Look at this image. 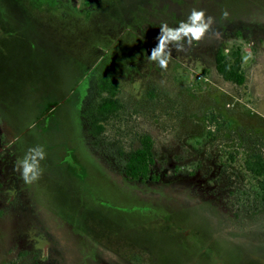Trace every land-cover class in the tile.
Listing matches in <instances>:
<instances>
[{"label":"rangeland","instance_id":"rangeland-1","mask_svg":"<svg viewBox=\"0 0 264 264\" xmlns=\"http://www.w3.org/2000/svg\"><path fill=\"white\" fill-rule=\"evenodd\" d=\"M193 8L215 23L161 69L148 60L159 27ZM239 43L242 85L215 68L218 47ZM103 74L123 107L95 138L82 113ZM140 133L157 179L124 173L118 149ZM36 146L43 171L27 184L16 165ZM254 151L264 0H0V264H264Z\"/></svg>","mask_w":264,"mask_h":264},{"label":"trees","instance_id":"trees-1","mask_svg":"<svg viewBox=\"0 0 264 264\" xmlns=\"http://www.w3.org/2000/svg\"><path fill=\"white\" fill-rule=\"evenodd\" d=\"M243 52L241 43L231 44L227 50L223 46L218 47L215 53V68L224 80L237 85H242L245 82ZM117 93L118 85L110 75L103 74L97 77V98L94 104L87 107L84 112L89 131L93 137H101L106 130V124L116 117L122 109L123 104L118 99ZM57 102L54 101L48 104L43 109V113L51 111ZM137 139L138 146H131L127 150L118 149L126 157L124 173L131 179H157L158 177L152 170L155 164L154 140L148 133H140ZM243 167L254 178L257 187L256 198L264 206V156L257 151L249 153L243 161ZM31 264L41 263L34 261Z\"/></svg>","mask_w":264,"mask_h":264},{"label":"clouds","instance_id":"clouds-1","mask_svg":"<svg viewBox=\"0 0 264 264\" xmlns=\"http://www.w3.org/2000/svg\"><path fill=\"white\" fill-rule=\"evenodd\" d=\"M222 15L227 18L229 13L225 10ZM215 23V18L206 15L204 9L193 8L187 17V20L181 21L178 26L171 27L163 23L160 33L157 36L158 43L151 49L148 60L156 62L161 69L167 70L172 57V47L177 51L185 50V44L191 47L194 43L202 41ZM251 53L243 57L245 62L251 58ZM46 158V152L42 146L30 148L24 158L16 165V170L21 174V178L27 184L37 181L42 168L40 162Z\"/></svg>","mask_w":264,"mask_h":264},{"label":"flooded vegetation","instance_id":"flooded-vegetation-1","mask_svg":"<svg viewBox=\"0 0 264 264\" xmlns=\"http://www.w3.org/2000/svg\"><path fill=\"white\" fill-rule=\"evenodd\" d=\"M72 2H73V0H71ZM87 2V1H86ZM82 115L85 117V115H84V112L82 113Z\"/></svg>","mask_w":264,"mask_h":264}]
</instances>
